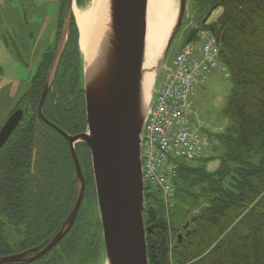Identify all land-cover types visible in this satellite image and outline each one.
Segmentation results:
<instances>
[{
    "label": "trees",
    "instance_id": "1",
    "mask_svg": "<svg viewBox=\"0 0 264 264\" xmlns=\"http://www.w3.org/2000/svg\"><path fill=\"white\" fill-rule=\"evenodd\" d=\"M196 25L217 8L220 17L209 26L221 45V58L231 72V92L224 115L233 120L219 134L225 144L215 172L182 161L176 200L170 214L174 245L169 249L167 218L160 192L147 188L145 222L150 264H264V0H192ZM188 31L184 42L195 38ZM78 27L73 18L72 41L78 48ZM72 106L67 112L75 114ZM31 128L24 129L29 132ZM28 135L12 138L0 161V256L13 251L2 230L12 220L15 177L13 169L27 152ZM0 153V154H1ZM86 192L76 222L61 249L38 264H99L103 259L101 225ZM92 201V202H91ZM52 211L58 209L50 207ZM49 216V215H48ZM50 217V216H49ZM38 220L30 219L32 233ZM182 233L181 241L177 237Z\"/></svg>",
    "mask_w": 264,
    "mask_h": 264
},
{
    "label": "water",
    "instance_id": "2",
    "mask_svg": "<svg viewBox=\"0 0 264 264\" xmlns=\"http://www.w3.org/2000/svg\"><path fill=\"white\" fill-rule=\"evenodd\" d=\"M74 0H67L57 54L39 105L51 85L71 33ZM187 0H179L176 22L154 69L146 67L148 0H106L107 20L100 51L84 58L87 130L68 139L76 167L77 197L62 229L38 249L0 258V264L32 261L48 253L71 229L81 207L86 181L75 145H88L101 217L105 264H150L144 220L142 139L158 75L185 16ZM146 72L155 73L148 95ZM24 116L17 109L0 130V149ZM182 235H180L181 237ZM32 255V256H31Z\"/></svg>",
    "mask_w": 264,
    "mask_h": 264
},
{
    "label": "flooded vegetation",
    "instance_id": "3",
    "mask_svg": "<svg viewBox=\"0 0 264 264\" xmlns=\"http://www.w3.org/2000/svg\"><path fill=\"white\" fill-rule=\"evenodd\" d=\"M72 45L71 38L59 64L54 88L48 90L42 111L44 116L58 127L70 134H75L85 122V113L83 114L84 92L81 91L79 67L74 65L77 52L73 50ZM55 50L56 47L53 53ZM69 55L73 56L71 63L66 59ZM44 62L38 69L35 83H32L31 89L19 103L21 105L24 102L25 115L2 148L4 150L10 140L17 135L30 136V140L25 141L27 152L20 155L22 160L13 163V169H23L25 172L24 177L18 175L15 177L14 201L11 205L12 222L19 235L16 251H27L38 247L41 250L47 241L61 229L74 206L73 182L68 179L74 164L69 143L38 112L39 101L50 66L45 68ZM72 106L75 108L73 115L67 113L69 110L71 112ZM73 117L77 118L78 122L73 124ZM27 128L31 130L24 131ZM79 155L81 158L80 150ZM2 157L1 153L0 161ZM50 207L58 210L50 214ZM41 215L40 229L33 234L30 219L38 220ZM66 236L44 256L16 264H38L49 260L50 253L61 249Z\"/></svg>",
    "mask_w": 264,
    "mask_h": 264
},
{
    "label": "rangeland",
    "instance_id": "4",
    "mask_svg": "<svg viewBox=\"0 0 264 264\" xmlns=\"http://www.w3.org/2000/svg\"><path fill=\"white\" fill-rule=\"evenodd\" d=\"M191 1L188 0L185 21L190 17ZM64 2L65 0H0V128L31 89L45 53L54 50ZM178 8L179 0H176L175 10L178 11ZM220 12L214 13L211 19H215ZM180 36L181 32H178L166 55V63L176 53ZM230 86V79L225 78L222 72L215 71L204 88L196 87L198 95L190 99L195 109L192 120L200 125L203 123V131L213 135L212 148L201 159L188 160L192 166H203L207 171L215 172L220 165V155L225 144L221 143L217 135L232 125L231 119L222 114ZM86 202L87 200L84 204ZM94 209L99 218L98 207V215L96 208ZM5 233L12 248H15L19 243L15 226L5 223Z\"/></svg>",
    "mask_w": 264,
    "mask_h": 264
},
{
    "label": "built area",
    "instance_id": "5",
    "mask_svg": "<svg viewBox=\"0 0 264 264\" xmlns=\"http://www.w3.org/2000/svg\"><path fill=\"white\" fill-rule=\"evenodd\" d=\"M199 52L205 53V48ZM195 54L193 47H187L178 56L170 79L161 88L151 112L145 140L149 176L159 163L160 149L165 150L171 142L183 141V146L195 151L202 148L198 135L190 129L185 118L190 90L198 80L205 79L203 63Z\"/></svg>",
    "mask_w": 264,
    "mask_h": 264
},
{
    "label": "bare ground",
    "instance_id": "6",
    "mask_svg": "<svg viewBox=\"0 0 264 264\" xmlns=\"http://www.w3.org/2000/svg\"><path fill=\"white\" fill-rule=\"evenodd\" d=\"M175 4L176 0H148L145 65L151 70L157 65L159 55L165 48L176 22L178 12L175 10ZM74 15L80 31V49L84 58L89 61L101 48V38L107 20L106 0H90L86 7L76 6ZM145 74L144 92L148 95L153 86L155 73ZM76 122L78 119L73 117L72 123Z\"/></svg>",
    "mask_w": 264,
    "mask_h": 264
},
{
    "label": "crops",
    "instance_id": "7",
    "mask_svg": "<svg viewBox=\"0 0 264 264\" xmlns=\"http://www.w3.org/2000/svg\"><path fill=\"white\" fill-rule=\"evenodd\" d=\"M205 86H203V88H204ZM195 95H198V93L196 92L195 94H193V96H195Z\"/></svg>",
    "mask_w": 264,
    "mask_h": 264
}]
</instances>
